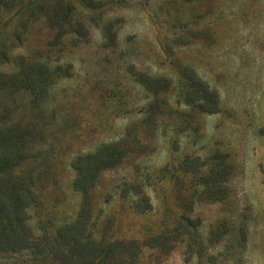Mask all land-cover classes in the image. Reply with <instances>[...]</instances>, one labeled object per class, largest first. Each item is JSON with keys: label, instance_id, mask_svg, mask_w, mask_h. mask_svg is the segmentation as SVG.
Returning <instances> with one entry per match:
<instances>
[{"label": "rangeland", "instance_id": "rangeland-1", "mask_svg": "<svg viewBox=\"0 0 264 264\" xmlns=\"http://www.w3.org/2000/svg\"><path fill=\"white\" fill-rule=\"evenodd\" d=\"M0 73V126L39 132L13 171L35 238L88 162L86 231L135 247L103 264H264V0H0Z\"/></svg>", "mask_w": 264, "mask_h": 264}, {"label": "trees", "instance_id": "trees-1", "mask_svg": "<svg viewBox=\"0 0 264 264\" xmlns=\"http://www.w3.org/2000/svg\"><path fill=\"white\" fill-rule=\"evenodd\" d=\"M19 65L18 85L29 91L38 90L45 96L47 88L39 78L45 68L29 63ZM5 76L0 73V79ZM4 118L1 114L0 119ZM38 135L32 126H0V252H28L32 260L41 264H94L96 259L97 264H103L111 263L116 254L133 251L132 241L127 244L116 240L94 241L86 231L90 211L88 189L99 171L98 166L88 162L75 164L74 168L77 175L73 188L81 198L75 219L58 226L52 235L44 232L41 239L31 234L25 226L28 219L25 209L32 198L29 179L13 171L26 159L24 153L30 144L38 141Z\"/></svg>", "mask_w": 264, "mask_h": 264}]
</instances>
